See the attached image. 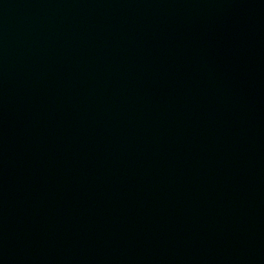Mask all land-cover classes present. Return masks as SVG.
<instances>
[{
    "label": "water",
    "instance_id": "1",
    "mask_svg": "<svg viewBox=\"0 0 264 264\" xmlns=\"http://www.w3.org/2000/svg\"><path fill=\"white\" fill-rule=\"evenodd\" d=\"M0 264H264V0H0Z\"/></svg>",
    "mask_w": 264,
    "mask_h": 264
}]
</instances>
